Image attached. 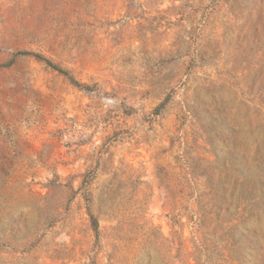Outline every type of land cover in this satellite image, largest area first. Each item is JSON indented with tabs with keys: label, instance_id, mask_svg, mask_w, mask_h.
<instances>
[{
	"label": "rangeland",
	"instance_id": "obj_1",
	"mask_svg": "<svg viewBox=\"0 0 264 264\" xmlns=\"http://www.w3.org/2000/svg\"><path fill=\"white\" fill-rule=\"evenodd\" d=\"M0 264H264V0H0Z\"/></svg>",
	"mask_w": 264,
	"mask_h": 264
},
{
	"label": "trees",
	"instance_id": "obj_2",
	"mask_svg": "<svg viewBox=\"0 0 264 264\" xmlns=\"http://www.w3.org/2000/svg\"><path fill=\"white\" fill-rule=\"evenodd\" d=\"M18 54H20V55H31V53H29V52H20V53H18ZM36 57L38 58V59H43L40 55H36ZM51 67H53L55 70H57V71H59V72H61L62 74H64V75H67V76H69V72H67L66 70H63L62 68H60V67H58L57 65H55V64H53L51 61H49V60H45ZM70 79L74 82V83H76V85H82V84H79V82H76L75 80H74V78L73 77H71L70 76ZM91 219H92V225H93V228H94V231L96 232V234L98 235L99 234V224H98V221L95 219V217H94V215L93 214H91Z\"/></svg>",
	"mask_w": 264,
	"mask_h": 264
}]
</instances>
